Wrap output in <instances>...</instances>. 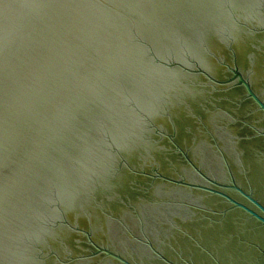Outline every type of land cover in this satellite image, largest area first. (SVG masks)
I'll use <instances>...</instances> for the list:
<instances>
[{
    "label": "water",
    "instance_id": "obj_1",
    "mask_svg": "<svg viewBox=\"0 0 264 264\" xmlns=\"http://www.w3.org/2000/svg\"><path fill=\"white\" fill-rule=\"evenodd\" d=\"M0 264H264V0H0Z\"/></svg>",
    "mask_w": 264,
    "mask_h": 264
},
{
    "label": "flooded vegetation",
    "instance_id": "obj_2",
    "mask_svg": "<svg viewBox=\"0 0 264 264\" xmlns=\"http://www.w3.org/2000/svg\"><path fill=\"white\" fill-rule=\"evenodd\" d=\"M241 114V113H240ZM249 114H253V115H255V116H258L253 110L251 111V113L248 111V113H246L245 115V120H241V121H246V117H247V115H249ZM243 118V117H242ZM234 121H236V122H238L239 121V119L238 118H236Z\"/></svg>",
    "mask_w": 264,
    "mask_h": 264
}]
</instances>
